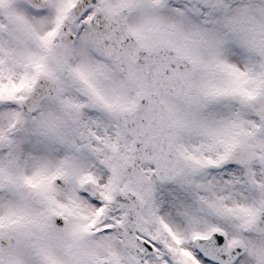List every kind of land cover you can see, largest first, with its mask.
Here are the masks:
<instances>
[{
    "label": "snow or ice",
    "instance_id": "obj_1",
    "mask_svg": "<svg viewBox=\"0 0 264 264\" xmlns=\"http://www.w3.org/2000/svg\"><path fill=\"white\" fill-rule=\"evenodd\" d=\"M0 264H264V0H0Z\"/></svg>",
    "mask_w": 264,
    "mask_h": 264
}]
</instances>
